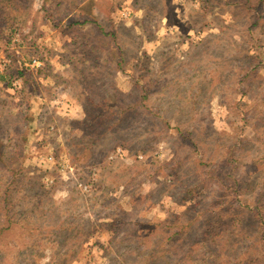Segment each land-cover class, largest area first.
Instances as JSON below:
<instances>
[{"label":"rangeland","instance_id":"374dc122","mask_svg":"<svg viewBox=\"0 0 264 264\" xmlns=\"http://www.w3.org/2000/svg\"><path fill=\"white\" fill-rule=\"evenodd\" d=\"M0 75V264L259 252L264 0H0Z\"/></svg>","mask_w":264,"mask_h":264},{"label":"trees","instance_id":"16d2710c","mask_svg":"<svg viewBox=\"0 0 264 264\" xmlns=\"http://www.w3.org/2000/svg\"><path fill=\"white\" fill-rule=\"evenodd\" d=\"M20 74H22L20 72ZM2 79L4 76L0 75ZM110 106V105H109ZM262 216V215H261ZM264 228V226H263ZM261 238L259 239L260 242L258 244H262L264 242V229L260 232ZM260 250L255 255L244 256L242 255L241 258L244 257L242 261L246 262V264H264V243L259 247ZM239 260V259H238Z\"/></svg>","mask_w":264,"mask_h":264}]
</instances>
